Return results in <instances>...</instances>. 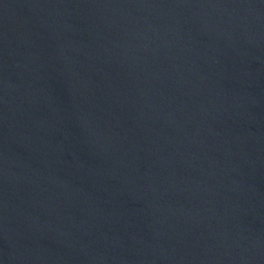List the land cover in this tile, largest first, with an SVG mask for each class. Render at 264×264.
I'll return each instance as SVG.
<instances>
[{
	"label": "water",
	"instance_id": "1",
	"mask_svg": "<svg viewBox=\"0 0 264 264\" xmlns=\"http://www.w3.org/2000/svg\"><path fill=\"white\" fill-rule=\"evenodd\" d=\"M0 264H264V0H0Z\"/></svg>",
	"mask_w": 264,
	"mask_h": 264
}]
</instances>
